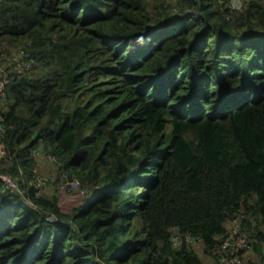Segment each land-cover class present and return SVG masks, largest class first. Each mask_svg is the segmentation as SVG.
Returning <instances> with one entry per match:
<instances>
[{"label": "trees", "instance_id": "1", "mask_svg": "<svg viewBox=\"0 0 264 264\" xmlns=\"http://www.w3.org/2000/svg\"><path fill=\"white\" fill-rule=\"evenodd\" d=\"M232 1L0 0L38 70L6 87L0 264H204L173 235L217 259L235 219L264 264V0ZM37 147L70 211L29 184Z\"/></svg>", "mask_w": 264, "mask_h": 264}, {"label": "built area", "instance_id": "2", "mask_svg": "<svg viewBox=\"0 0 264 264\" xmlns=\"http://www.w3.org/2000/svg\"><path fill=\"white\" fill-rule=\"evenodd\" d=\"M236 7L239 8L240 6ZM36 64L37 62L35 58L31 55V52L27 47L0 49V150L4 149V139L7 132V128L2 118V112L5 111L8 105V100L6 98V87L10 84L14 75L18 77L32 76L36 72ZM36 154L43 160L51 162L56 167L59 164L56 156L42 147H37L35 149V157ZM61 176L62 178L60 180V184L62 189L66 186H68L66 188H69L70 190L78 189L79 182L77 179H68L64 174ZM0 181H2L4 184V190H8L10 192H20L18 181L11 174L0 172ZM35 182L36 178L35 181L29 182V184L35 186V195L39 197L41 196L40 191L42 189H46L47 187L45 183H41L39 189L38 183L36 184ZM47 219L51 222L56 221V217L54 215H50ZM241 225L240 219H235L233 221V230L229 232L225 241L216 251V255H218L217 259L220 264H227L228 259L224 257V254L228 252L235 254L231 258L233 259L235 257L234 260H231L229 264H240V260H237V254L240 250H243V248L246 247L249 242V235L243 231ZM201 241L202 239L200 237L192 236L188 233L174 234L172 237V245L177 249L183 244H185L187 247L193 248L195 245L201 244Z\"/></svg>", "mask_w": 264, "mask_h": 264}, {"label": "rangeland", "instance_id": "3", "mask_svg": "<svg viewBox=\"0 0 264 264\" xmlns=\"http://www.w3.org/2000/svg\"><path fill=\"white\" fill-rule=\"evenodd\" d=\"M233 7L235 8L236 6H241L242 5V0H233ZM22 47H26L25 45ZM2 48L4 49H8V48H14L12 46L7 45L6 43L2 46ZM23 49V48H21ZM38 73V70L37 72ZM4 150H0V166L5 165V163H3V155ZM36 161H37V166L34 168V176L33 178L30 180V182L35 181L36 178V184L38 183V188L40 189V184L41 183H45L46 184V189H42L40 191L41 196L42 195H48L49 197L51 195H54L56 197V201L57 204L61 207L62 210L64 211H70V207H72V205L74 204H79L78 202L80 200L76 199L77 196V192H75L76 190H70L69 188L66 187H61L60 184V180L62 178V174L61 171H58L56 166L53 165L51 162H47L45 160H43L41 157H39L36 154ZM39 181V182H38ZM47 193V194H46ZM233 222L227 225V233L229 234V232H231L233 230ZM241 236H243L242 234H240ZM193 249L196 251V253L200 256L201 260L203 261L204 264H213V261L215 262V264H220L218 262L217 259H210L207 260L206 258L204 259L205 256H202V245L201 244H197L193 247ZM216 254V253H215ZM235 255L234 253H225L224 257H226L228 259L227 264H229V262L231 260L232 256ZM237 260H240V264H244L246 262H255L257 264L261 263V260L259 259V255H257L256 250L254 248V246L252 245V243L250 244L248 242V245L246 247L243 248V250H240L237 254ZM218 257V255H216V258ZM239 258V259H238ZM217 262V263H216Z\"/></svg>", "mask_w": 264, "mask_h": 264}, {"label": "crops", "instance_id": "4", "mask_svg": "<svg viewBox=\"0 0 264 264\" xmlns=\"http://www.w3.org/2000/svg\"><path fill=\"white\" fill-rule=\"evenodd\" d=\"M202 256H205L204 259L206 258L207 260L213 259L212 256H210L209 254L204 253L203 249H202ZM214 260V259H213ZM215 261V260H214ZM213 261V264H215V262Z\"/></svg>", "mask_w": 264, "mask_h": 264}]
</instances>
